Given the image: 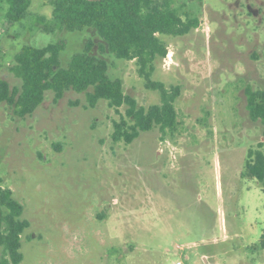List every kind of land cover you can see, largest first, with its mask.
<instances>
[{
    "label": "rangeland",
    "instance_id": "374dc122",
    "mask_svg": "<svg viewBox=\"0 0 264 264\" xmlns=\"http://www.w3.org/2000/svg\"><path fill=\"white\" fill-rule=\"evenodd\" d=\"M30 1L29 12L51 18V0ZM168 1L198 22L158 34L170 58H155L152 79L180 87L174 129L115 141V123L132 124L126 106L88 107L73 90L56 102L46 93L24 117L0 102V180L29 222L20 264H264V190L245 173L264 142L245 97L246 85L264 89V0ZM7 9L0 0V77L11 85L23 45L65 39V67L91 40L125 94L144 108L161 102L135 59L101 52L93 28L49 30L30 16L10 25Z\"/></svg>",
    "mask_w": 264,
    "mask_h": 264
},
{
    "label": "trees",
    "instance_id": "16d2710c",
    "mask_svg": "<svg viewBox=\"0 0 264 264\" xmlns=\"http://www.w3.org/2000/svg\"><path fill=\"white\" fill-rule=\"evenodd\" d=\"M6 2L5 19L10 25L30 16L49 30L73 32L93 28L102 40L101 52L107 50L118 59H135L145 87L158 90L161 96L159 104L148 108L139 106L135 98L124 93L122 80L110 76L106 59L91 52V40L63 67L60 55L67 41L59 39L44 47L25 44L20 48L10 67L20 79L19 86L0 77V102L7 103L17 116L32 114L48 92L53 93L56 102L66 91L73 90L85 94L88 107H95L100 100L115 108L126 106L132 124L128 125L124 119L116 122L115 141L123 139L130 143L154 127H159L162 132L175 128L177 112L174 102L180 95V87H166L163 82L152 79L155 58L164 57L168 51L158 34H186L197 27V20L183 19L168 0H51V18L29 12L30 0ZM245 97L249 117L261 123L264 137V89L246 85ZM263 143L248 151L245 173L256 178L264 190V151L260 148ZM23 209L13 191L3 187L0 180V264H20L23 259L21 234L29 226L22 217ZM261 243L263 246L264 240Z\"/></svg>",
    "mask_w": 264,
    "mask_h": 264
},
{
    "label": "built area",
    "instance_id": "2783aa9c",
    "mask_svg": "<svg viewBox=\"0 0 264 264\" xmlns=\"http://www.w3.org/2000/svg\"><path fill=\"white\" fill-rule=\"evenodd\" d=\"M167 56L170 58L169 54H167ZM175 264H182V262L181 261H177V262H175Z\"/></svg>",
    "mask_w": 264,
    "mask_h": 264
},
{
    "label": "water",
    "instance_id": "95a60500",
    "mask_svg": "<svg viewBox=\"0 0 264 264\" xmlns=\"http://www.w3.org/2000/svg\"><path fill=\"white\" fill-rule=\"evenodd\" d=\"M91 1H98V0H91Z\"/></svg>",
    "mask_w": 264,
    "mask_h": 264
}]
</instances>
